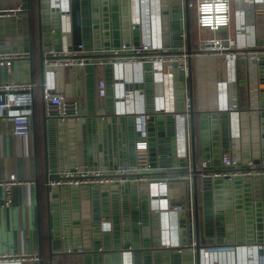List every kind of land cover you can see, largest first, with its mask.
I'll return each mask as SVG.
<instances>
[{
    "label": "crops",
    "instance_id": "0c3cea01",
    "mask_svg": "<svg viewBox=\"0 0 264 264\" xmlns=\"http://www.w3.org/2000/svg\"><path fill=\"white\" fill-rule=\"evenodd\" d=\"M134 4L132 0L131 6H128L130 15L135 18L140 17V9L141 13L145 14L144 5L142 9V4L138 3L136 10ZM19 6L22 11L17 15L0 17V54L25 53L26 57L15 60L9 70L0 67V82L40 84L45 81L46 76L39 42V0H0V9ZM80 6L81 44L92 50L93 48L89 46L92 41H90V27L87 22L90 18L88 1L80 0ZM148 8L150 10L149 6ZM53 9L55 12L52 13V17L54 26L56 30L58 29V36H55L53 42L48 40L46 47L53 45L61 48L69 41L72 42L70 16L64 11L56 10L54 7ZM120 13L110 16L112 28L109 29V38L113 47H118L123 40ZM151 16L155 25L157 17L154 13H150L149 17ZM157 16L160 17L156 22L161 30V43L168 44L176 50L183 45L186 47L185 15L183 14L182 22L179 13L177 24L163 20L161 13ZM118 30L120 38L115 34ZM199 31L204 30L197 29L196 25L193 29L190 28L191 49L194 48L197 40L191 38L192 33ZM165 35L168 36L166 40H164ZM127 40H129L128 36ZM45 53L43 51V57ZM96 56L105 58L109 55L104 51H96ZM191 72L194 76L192 77L194 109L216 111L215 83L223 77L221 62L213 59L191 61ZM237 72L239 103L242 109L238 108L237 113L222 112L223 128L226 130L229 120L231 134V137H224V142L222 137L219 139L220 148L225 146V152H230L234 145L233 140L236 138L241 150L239 114L246 112L249 116L253 111L258 112L247 110L245 107L247 100L245 62L238 61ZM129 76L130 74H126L124 77ZM118 78L112 67L87 65L84 68L60 71L55 78V90L63 93L64 96L67 94V99L76 102L79 110V115L70 118L69 120L72 121L69 123H65L68 120L64 121V125L60 119L46 113L41 88H38L34 94L28 135L14 136L11 122L0 116V181H5L10 175L15 174L21 182L12 189L10 202L7 204L4 192L0 188V255H5L9 259L25 257L26 260L20 261V264H104L105 257L109 258L110 264H203V260L193 248L182 251L170 247L173 243H178L180 236L177 226L178 217L169 212L160 211L162 212L159 230L161 245L160 248L154 246L158 236L155 234L156 230L152 225L150 214L157 210L154 207V200L158 202L160 196L154 195L150 182H130L127 188L119 189L116 195L110 192L101 195L97 187L60 190L47 186L48 180L75 165L89 169H110L117 163L129 165L133 160L134 144L137 140L134 116L131 113L122 115L120 109H117L116 102L120 97L116 95L114 83L116 81L120 83ZM100 79L106 83V96L102 99L97 96L96 91V84ZM139 80L136 79L135 74L134 82L124 86L123 99L128 110L139 111L143 108L146 112L155 115L157 111L154 110L153 99L157 94L162 97L161 104L164 109L159 111L162 112L163 119H166L162 130H158L159 125L154 122L156 167L151 168L150 180L155 183L166 182L167 199L171 206L181 203L186 207L189 205L193 207L192 181L191 184L188 180L186 184L178 181L179 177L173 173L175 170L170 168L172 161L179 157V153L176 147V117L168 113L183 111L186 98L185 85L188 97V78L185 81L181 73L172 71V80L168 83L163 81L162 87L154 85L149 75L142 77L141 82ZM135 90L138 92L134 93ZM259 102L261 107L260 93ZM250 123L251 120H248L247 124ZM160 132L162 137L158 136ZM196 134L198 138V129ZM251 140L252 136L249 133L250 157L253 154ZM211 148L209 144L207 152L209 156L212 155ZM224 150L221 149L220 156L225 153ZM197 151L200 155L199 147ZM257 153L260 155L259 151ZM186 156H190V149ZM198 161H202L200 157ZM219 167L220 164H211L212 169ZM262 183L261 193L264 196V181ZM209 185V178H198L200 247L247 244L245 218H243L240 221L242 230L239 234L242 235L243 242L217 245L221 240L225 242L227 238L228 222L230 223L228 235L235 241L237 220L233 212H231V220L225 216V213L223 224H216V205ZM64 201L69 203L66 220L62 217ZM217 207L220 208L218 211L223 213L226 211L225 203L222 207ZM255 224L254 222V226ZM262 231L264 232V229H254V243L250 244L260 243ZM220 233L224 235L222 239L218 237ZM193 239L195 245V235ZM168 242L170 245L167 247ZM29 257H37L39 261L30 260ZM0 264L15 263L9 260Z\"/></svg>",
    "mask_w": 264,
    "mask_h": 264
},
{
    "label": "built area",
    "instance_id": "2783aa9c",
    "mask_svg": "<svg viewBox=\"0 0 264 264\" xmlns=\"http://www.w3.org/2000/svg\"><path fill=\"white\" fill-rule=\"evenodd\" d=\"M132 3V0L130 1ZM134 5L142 4L145 7V14L140 17L131 15L132 23L140 27L141 38L139 46H134L130 38L126 43L121 42L118 47H112L106 54L108 57L96 56V50H88L83 44H79L72 49V43L61 48L50 47L43 58L45 69V81L42 83L27 82H0V116L11 122L12 134L23 137L30 133V117L34 103V94L41 88V96L46 104V113L62 121L79 115L76 102H70L61 92L55 90V78L64 69L84 68L87 65L95 67H112L120 83H114L117 100V109L120 114L131 113L134 116V125L137 140L134 144V164L130 167L127 164H117L114 168L88 169L75 165L72 169L59 172L55 178L48 180L47 186L50 188L66 187H101L115 184L150 182L154 195L160 196L154 207L159 213L169 212L177 216L179 212L189 213L188 246H194V232L192 221V206H185L177 203L170 205L167 195V185L165 181L151 182V166L148 155V142L146 125L148 118L152 115L143 108L128 110L124 104V86L134 82L136 79L142 81V77L149 75L156 86L162 87L164 82L172 80V71L181 73L186 81L188 78V59L197 61L201 59H213L221 62L223 66V77L215 83V108L218 112H236L242 109L239 103L240 89L238 87V61L245 62V89L247 100L245 107L247 110H260L259 87H258V63L259 54H264V0H233L234 3V25L235 35L231 38L213 36L211 38H198L191 54H187L185 45L179 49H173L170 45H163L160 40V26L157 24L161 12L159 0H133ZM257 3L263 5L261 11L263 15H256ZM70 0H50V8L67 13L69 11ZM150 7V10L148 8ZM193 3L189 2L188 8H192ZM141 8V5H140ZM247 11V13L245 12ZM22 11V8L0 9V17L15 16ZM231 0H195V21L199 30H206L213 34L228 29L231 19ZM150 13L157 17L155 25ZM181 20L184 19V7L182 4ZM147 32V33H146ZM147 37L145 38V36ZM262 41L263 44L259 45ZM26 57L25 53H1L0 67L10 69L12 63L17 59ZM127 70V72H125ZM135 72L133 75L132 73ZM130 74L129 77H124ZM144 79V78H143ZM164 81V82H163ZM137 83V82H136ZM170 87V86H169ZM167 89V86H165ZM97 96L102 99L106 96V83L103 79L97 81ZM185 91V104L183 111L179 113L166 112L176 117V147L179 157H185L190 149L188 111L189 99L187 97V87ZM135 90L134 93H137ZM154 110H164L162 97L155 95ZM169 109V108H168ZM234 138V137H233ZM234 145L230 152L222 153L219 159L220 167L211 168V161H199L196 164L198 176L201 178L228 179L233 180L237 176L262 175L264 176V162L254 165L251 161L242 164V155L239 141L233 140ZM190 171V170H189ZM191 184V174L183 176ZM188 178V179H187ZM15 174L10 175L5 181H0V188L4 192L6 204L10 202L12 189L19 185ZM162 211V212H160ZM191 220V221H190ZM168 223V222H167ZM167 247L170 245L166 243ZM177 245L173 243L170 247ZM262 254L259 255V251ZM80 251V250H79ZM199 257L203 264H264V244H244L238 246H208L200 247ZM30 260L39 261L37 257H29ZM20 264L25 261V257L9 259L5 255H0V263L9 262Z\"/></svg>",
    "mask_w": 264,
    "mask_h": 264
},
{
    "label": "water",
    "instance_id": "95a60500",
    "mask_svg": "<svg viewBox=\"0 0 264 264\" xmlns=\"http://www.w3.org/2000/svg\"><path fill=\"white\" fill-rule=\"evenodd\" d=\"M89 5L90 18L88 19V25L90 30V41L89 46L96 51H108L113 47L110 43V31L112 28L110 25V16L112 14L118 15L120 13L121 17V34L123 38L122 42H128L127 36L130 38V41L134 46H139L141 32L138 24L132 23L131 15L128 13V6H131L130 0H87ZM161 7V14L163 15L162 19L172 22V24L179 23V13L183 4L184 15H185V29H186V42H187V54H191L190 49V28H189V11L188 4L189 0H159ZM50 0H39V42L41 46V56L43 57V51L47 52L50 47H46L48 40L53 42L55 36H58V29L56 30L54 26V21L52 13L55 12V9L49 8ZM257 11L256 15H263L261 9L263 5L257 3L255 5ZM57 10V9H56ZM81 6L80 0H70L69 11L66 13L70 16L71 23V36H72V49L79 44H81L82 34H81ZM115 27V26H114ZM118 28V25H117ZM114 32V31H113ZM117 36L120 38V31H116ZM166 34V33H165ZM164 36V40H166ZM117 37V38H118ZM168 37V36H167ZM118 38V39H119ZM104 40V41H101ZM120 42V41H119ZM262 44V41L259 42ZM188 99H189V111H188V125H189V138H190V158L177 157V159L172 161L170 166L171 169H174L176 176L179 177L178 181L182 183H188L183 176L191 174L192 176V193H193V207H192V221H193V230L195 235V245L189 247L187 243L188 232H189V213L184 211L177 214L178 217V234L180 236L177 245L172 246L174 250H190L194 249L196 254H199L200 244H199V226H198V205H197V181H198V170L196 169V164L199 162V157L202 161L210 160L211 164L219 165L220 152L221 149L224 150L225 146L220 148L219 139L222 137L224 142V137H231L229 131V120H227L226 130L223 128V115L222 112L218 111H203L202 109L195 110L193 105V93H192V72H191V58L188 59ZM258 87L260 93L261 107L258 112L253 111L248 116L246 112H241L239 114L240 123H241V150H242V164H247L248 161H251L253 164L258 165L261 162H264V54H259V63H258ZM75 69V68H73ZM74 71V70H73ZM73 75V73H72ZM66 98L68 95H65ZM160 111H157L155 115H151L147 120V136H148V151H149V162L151 168L156 167V149H155V135H154V122L158 126V130L164 128V121L161 116ZM198 119H196V116ZM169 120V119H167ZM248 120H251L250 125L247 124ZM64 125V121L60 120ZM66 121V120H65ZM72 120H69L65 123H69ZM259 123V125L255 122ZM196 129H198V138L196 134ZM250 130V131H248ZM226 131V132H225ZM252 136L251 150L253 154L249 156V144H248V135ZM158 136L162 137L160 132ZM209 144L211 148V156L208 155ZM200 148V155L197 148ZM226 150H224L225 152ZM259 151L260 155L257 153ZM164 156H162L163 158ZM123 164V163H117ZM117 164L113 165L111 168H114ZM134 164L133 160L129 162L128 166ZM74 166L71 167V169ZM110 168V169H111ZM89 169V168H88ZM96 169V168H92ZM177 170V171H176ZM190 170V171H189ZM62 172V171H61ZM264 177L262 175H247V176H237L233 180L228 179H214L210 180V190L213 194V200L216 205V214L215 220L216 224H223V216H227L231 220V215L234 213V218L236 221L237 227V236H235V241L229 234L230 223H227V230L225 242L222 241L223 234H219L218 237H221V242L217 243L220 245L222 243L232 244V243H241L243 242L242 235L240 234L241 223L240 221L245 218V242L247 244L254 243V229L260 228L264 229V196L262 192V182ZM129 186V183L122 185H105L99 187L98 191L101 195L105 193H113L114 195L120 190H123ZM79 187H60L54 189H78ZM53 189V188H52ZM205 189V188H203ZM53 191V190H52ZM54 192V191H53ZM225 203V212L218 211L222 207V204ZM63 204V219L68 218V202L64 201ZM151 220H153V227L155 228V234L158 236V241L154 242V246L160 248L161 239H160V213L154 211L150 214ZM218 220L220 221L218 223ZM191 221V220H190ZM254 222L256 223L254 226ZM64 224V223H63ZM259 242L264 244V232L259 238ZM256 242V241H255ZM262 250L259 251V255L262 254ZM105 253V252H104ZM115 253V252H113ZM117 261V258H115ZM104 264H110L109 258L105 257L103 259Z\"/></svg>",
    "mask_w": 264,
    "mask_h": 264
},
{
    "label": "rangeland",
    "instance_id": "374dc122",
    "mask_svg": "<svg viewBox=\"0 0 264 264\" xmlns=\"http://www.w3.org/2000/svg\"><path fill=\"white\" fill-rule=\"evenodd\" d=\"M189 2L193 3V7L192 8H188L189 11V16H190V28L193 29V27H195L196 21H195V0H189ZM238 2V0H237ZM230 25L228 29H224L222 31H219L215 34L209 32V31H199L197 32H193L191 38L192 39H204V38H211L213 36H218V37H225L226 35H229L231 38L234 37L235 35V25H234V3L233 0H231V12H230ZM192 77L193 73H192Z\"/></svg>",
    "mask_w": 264,
    "mask_h": 264
},
{
    "label": "bare ground",
    "instance_id": "6f19581e",
    "mask_svg": "<svg viewBox=\"0 0 264 264\" xmlns=\"http://www.w3.org/2000/svg\"><path fill=\"white\" fill-rule=\"evenodd\" d=\"M245 12L247 13V11L245 10Z\"/></svg>",
    "mask_w": 264,
    "mask_h": 264
},
{
    "label": "trees",
    "instance_id": "16d2710c",
    "mask_svg": "<svg viewBox=\"0 0 264 264\" xmlns=\"http://www.w3.org/2000/svg\"><path fill=\"white\" fill-rule=\"evenodd\" d=\"M199 177V176H198Z\"/></svg>",
    "mask_w": 264,
    "mask_h": 264
}]
</instances>
